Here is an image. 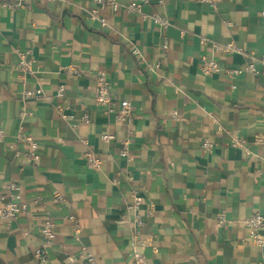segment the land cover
<instances>
[{
  "label": "crops",
  "instance_id": "0c3cea01",
  "mask_svg": "<svg viewBox=\"0 0 264 264\" xmlns=\"http://www.w3.org/2000/svg\"><path fill=\"white\" fill-rule=\"evenodd\" d=\"M117 1L114 10L93 0H0V205L12 196L27 205L0 218V264H133L135 248L148 264H261L245 220L264 214V74L244 67L247 54L264 55V0H219L216 9ZM133 1L139 10L127 8ZM229 41L238 52L214 50ZM21 53L33 72L18 70ZM203 57L220 70L204 74ZM101 72L116 110L130 103L124 121L95 102ZM27 90L40 96L24 98ZM135 197L139 225L127 208ZM48 220L55 238L42 262L35 251Z\"/></svg>",
  "mask_w": 264,
  "mask_h": 264
},
{
  "label": "built area",
  "instance_id": "2783aa9c",
  "mask_svg": "<svg viewBox=\"0 0 264 264\" xmlns=\"http://www.w3.org/2000/svg\"><path fill=\"white\" fill-rule=\"evenodd\" d=\"M100 6H111L114 10H116L119 7V3L117 0H93ZM201 2H205L209 4L212 8L216 9L219 0H199ZM141 7V3L138 1H133L127 5V8L129 10H139ZM154 20L159 23L160 25L167 26L168 22L164 18L160 16H154ZM206 41V38H202V42L204 43ZM213 48L215 51H222L225 53H234L238 52L239 49L237 48L236 44L232 41L226 42V43H220V42H214ZM133 53L138 54L139 50L136 48L133 49ZM247 64L244 67L245 71L257 73L260 72L264 74V55L257 57L254 54H247ZM201 71L204 74L210 75L218 70H220L219 62L212 58L207 59L205 57L202 58L201 62ZM156 67H160V64H156ZM18 70L23 74H28L33 72V65L32 60L29 59L25 53L20 54V60L17 65ZM232 72L238 74L241 72V70H233ZM95 82V102L98 105H102L106 107L107 112L114 113L116 116V120L118 121H124L126 118V114L130 112V103L128 101H122L121 102V108L119 111L116 110L114 107L115 98L112 95L110 91V83L106 77V75L101 72L97 74L94 78ZM58 96H62L64 94V87L60 86L56 92ZM24 98L33 97V96H40L39 93L27 90L23 94ZM56 109L59 112V115L63 119L72 120L74 118L73 115L68 113L66 111V107L58 104L56 105ZM83 121L88 122L89 118L87 115H83L81 117ZM129 120V119H128ZM20 137L34 145V142L28 134L23 132L22 127L20 128ZM2 134V130H0V135ZM101 138L104 141H110L114 138V134L112 133H103L101 135ZM129 145L130 140L126 139L122 142V149L121 154L123 157L128 158V151H129ZM30 156L34 159H38V155H36L34 152L30 153ZM86 159L87 161L92 164L94 167H99L101 165V160L99 157L95 155L94 152L88 151L86 153ZM12 189H18L19 187L15 184L10 185ZM53 198L55 201H64V196L61 192L55 191L53 194ZM141 201L139 198L135 197L134 201L127 205V208L135 213V221L136 224L142 223L141 216L137 213V211L140 209ZM27 208V205L25 203H20L14 200V196H12L11 200L9 202H5L0 205V218L2 219H15L18 217V215L22 212H24ZM68 219L73 223L75 232L78 234L80 232V224L77 218L74 215H69ZM219 221L222 223L224 222V217L220 216ZM245 224L247 228L250 231V237L251 242L255 245H258L261 247V249L264 252V214L260 212H256L246 218ZM55 224L54 222L48 220L41 228V234L43 236V243L41 246H39L35 251V257L39 259L42 262H47L49 260V249L51 248L52 241L55 238ZM134 260L133 264H148L147 259L142 251H140L138 248L134 249ZM88 259L93 262V257L88 253L87 254ZM261 264H264V258L263 262Z\"/></svg>",
  "mask_w": 264,
  "mask_h": 264
}]
</instances>
